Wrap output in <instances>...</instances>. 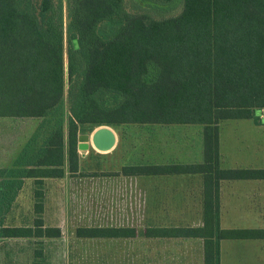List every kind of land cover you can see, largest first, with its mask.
<instances>
[{
    "label": "trees",
    "instance_id": "trees-1",
    "mask_svg": "<svg viewBox=\"0 0 264 264\" xmlns=\"http://www.w3.org/2000/svg\"><path fill=\"white\" fill-rule=\"evenodd\" d=\"M171 0H141L168 5ZM160 19L129 13L124 0H66L67 128L61 0H0V118L50 123L0 169V238H56L44 227L36 190L30 227L3 225L23 179L40 186L78 170L77 135L85 126L200 125L203 163L123 167L124 175L202 174L203 227L146 231L155 237L204 239V264H219L218 242L264 236V230H221L220 180H264V169L218 168V123L264 124V0H180ZM173 2V1H172ZM66 135V136H65ZM133 228H78L81 238H131ZM41 257L40 251L35 258ZM35 264H41L36 261Z\"/></svg>",
    "mask_w": 264,
    "mask_h": 264
},
{
    "label": "rangeland",
    "instance_id": "rangeland-1",
    "mask_svg": "<svg viewBox=\"0 0 264 264\" xmlns=\"http://www.w3.org/2000/svg\"><path fill=\"white\" fill-rule=\"evenodd\" d=\"M161 3L157 2L158 5L154 7L155 4L151 2L124 0V7L130 14L147 12L156 19L174 16L180 11V0H171L168 5ZM61 4L65 67L66 0H61ZM64 72L65 88L61 118L66 134L68 118L66 67ZM250 122L229 120L226 124L241 125ZM39 123L38 119L0 118V169L13 168L17 156L36 132L37 144L41 143V139L50 128V123H43L41 128ZM221 126L223 130L226 128L224 122ZM99 127L102 126H85L78 134L90 136ZM110 128L114 130L117 138L116 148L111 154L97 152L90 143L87 151L77 149L79 155L84 154L80 161V173L76 176L66 174L63 180H50L46 183V222L59 225L62 231L59 240L47 245V264H172V253L178 258L180 254L177 252L184 250H177L178 247L172 244V239L154 241L143 238L114 240L75 237L74 230L78 226H130L142 229L148 222L163 226L177 223L180 216L173 202L176 190L119 189V185L107 184L109 178L113 177L108 175L110 172L119 171L124 163L133 165L153 160L167 162L195 155L200 147L201 128L198 126L172 128V125H123ZM243 132L245 130L241 131ZM251 141L257 144L258 150L264 151V128L261 127ZM30 185L26 184L15 208L6 217L7 225H22L29 222ZM192 190L194 196L199 191ZM30 245L27 240L16 242L6 240L1 243V264H31Z\"/></svg>",
    "mask_w": 264,
    "mask_h": 264
},
{
    "label": "crops",
    "instance_id": "crops-1",
    "mask_svg": "<svg viewBox=\"0 0 264 264\" xmlns=\"http://www.w3.org/2000/svg\"><path fill=\"white\" fill-rule=\"evenodd\" d=\"M251 121L247 124H226L229 120H224L218 123V168L220 170L234 169H264V151L258 150L257 144H254L253 136L256 135L260 128H264V124L254 123ZM224 122L226 128L223 130L221 124ZM123 126V125H120ZM148 126V125H142ZM150 126H167V125H150ZM184 126L201 128L200 147L195 155L178 158L167 162L144 161L139 164H122L118 171L110 172L108 176L109 183L119 189H174L176 195L174 198L175 210L180 213L177 223H172L168 226L155 225L154 222H148L142 229H137L130 226H78L74 230L75 237L79 239H134L143 238L146 240H164L172 239V244L177 245L178 249H184L180 257L176 258V254L172 253V264H204V239L203 238H181V237H155L146 234V231L155 229H170V228H201L203 227V189L204 177L202 174L188 173H172V174H140V175H124L123 167H148V166H174V165H199L203 163V127L200 125H172V128H184ZM247 126V127H245ZM119 127V126H116ZM110 128V126H109ZM113 132L114 130L110 128ZM223 130V131H222ZM241 133V131H244ZM237 131H240L238 133ZM228 133V134H226ZM115 134V132H114ZM79 135V134H78ZM77 135V136H78ZM116 134L114 146L106 151L100 152L111 154L116 148ZM89 150V147L88 149ZM85 150V151H87ZM78 152V151H77ZM99 152V151H97ZM84 154L78 153V170L75 175L68 172L64 168V175L61 178H44L42 184L38 186L33 179H23L22 187L14 201L10 204L9 211L4 218L3 225L6 227H30L36 218L34 213V203L36 199L34 192L42 191V213L40 215L44 227L57 228L60 231V236L56 238H0L1 243L7 241L27 240L31 243V264L38 261L41 264H47L46 248L47 245L59 240L62 237L61 227L57 224H48L45 218L46 210V183L47 181L63 180L66 174L76 176L80 173V161ZM259 163H262L259 165ZM26 184H31L30 196V219L27 224L22 225H7L6 217L9 216L15 208L17 199L23 191ZM199 191L194 196V190ZM218 225L221 230H264V180H220L218 183ZM133 228L136 231L134 237L131 238H81L76 235L78 228ZM219 248V264H264V236L251 237L244 239H222L218 242ZM40 251L41 257L36 259L35 252ZM1 252V249H0ZM1 264V254H0Z\"/></svg>",
    "mask_w": 264,
    "mask_h": 264
},
{
    "label": "water",
    "instance_id": "water-1",
    "mask_svg": "<svg viewBox=\"0 0 264 264\" xmlns=\"http://www.w3.org/2000/svg\"><path fill=\"white\" fill-rule=\"evenodd\" d=\"M77 149L85 151L91 145L99 152L110 150L115 144V134L108 126L95 129L90 136L80 134L77 136Z\"/></svg>",
    "mask_w": 264,
    "mask_h": 264
}]
</instances>
